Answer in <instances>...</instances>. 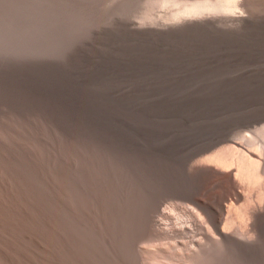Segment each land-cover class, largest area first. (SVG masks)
<instances>
[{
	"label": "rangeland",
	"instance_id": "obj_1",
	"mask_svg": "<svg viewBox=\"0 0 264 264\" xmlns=\"http://www.w3.org/2000/svg\"><path fill=\"white\" fill-rule=\"evenodd\" d=\"M190 1L0 0V264L61 263L65 184L68 264H264V218L241 235L247 216L234 209L227 230L247 246L225 250L180 217L182 194L198 185L190 167L227 170L231 143L221 140L264 124V0ZM205 14L223 26L170 33ZM260 180L254 207L264 206ZM94 182L124 209L110 234L119 243L131 232L123 248L111 234L117 245L104 243L99 257L81 245L80 199ZM151 214L159 231L187 229L134 255L135 225Z\"/></svg>",
	"mask_w": 264,
	"mask_h": 264
},
{
	"label": "bare ground",
	"instance_id": "obj_2",
	"mask_svg": "<svg viewBox=\"0 0 264 264\" xmlns=\"http://www.w3.org/2000/svg\"><path fill=\"white\" fill-rule=\"evenodd\" d=\"M190 1V0H189ZM197 1V0H196ZM201 1V0H200ZM227 1V0H226ZM191 2V1H190ZM203 2V1H202ZM212 2V1H211ZM217 2V0H216ZM229 2V1H228ZM233 2V1H232ZM236 2V1H235ZM195 3V1H194ZM215 3V2H214ZM224 3V2H223ZM227 2H225L226 4ZM196 4V3H195ZM194 4V6H195ZM207 4H208V1H207ZM224 4V5H225ZM229 4V3H228ZM231 4V3H230ZM189 5V4H188ZM198 5V3H197ZM209 5V4H208ZM205 6L204 8L206 9L207 7L209 6ZM212 5V4H211ZM217 5V4H216ZM214 5V6H216ZM223 5V4H222ZM232 5V4H231ZM194 6H192V9L194 10L195 8H193ZM228 6V5H227ZM235 6V5H234ZM198 7V6H197ZM202 7V6H201ZM219 7V6H218ZM231 7V6H230ZM201 9V8H200ZM203 9V8H202ZM204 9V10H205ZM231 9V8H230ZM233 9V8H232ZM196 10V9H195ZM194 10V11H195ZM201 11V12H204ZM212 10L213 9H209V13L211 11L212 13ZM217 10V9H216ZM219 10V8H218ZM227 10V9H226ZM236 10V9H235ZM206 11V10H205ZM208 11V10H207ZM228 11V10H227ZM200 12V13H201ZM203 14V13H202ZM192 15V13H191ZM194 15V14H193ZM196 15H199V14H196ZM195 16V15H194ZM204 16L202 19V17H197V18H201V21H192L188 24V25H177L175 27H173V29H169L171 30L170 33L172 32H175V33H180V32H186L187 30H195V29H201L202 28H214V27H218V26H223L224 22L222 21V19H218L216 17H214L212 19V17L209 15H202ZM209 16L211 18H209ZM234 16H235V19L237 20H241L239 21L238 24H242L240 22H243L242 19H240L243 14L242 13H234ZM189 17V16H188ZM169 18V17H168ZM194 18V17H193ZM196 18V19H197ZM171 19H172V22H173V18H170L169 21L171 22ZM229 19V18H228ZM233 19L230 18L229 20ZM167 20V21H166ZM165 21L166 22H162V25H164L165 27L166 26H169L170 25V22L168 21V19H166ZM183 21L187 20L185 18L181 19ZM227 20V19H226ZM244 20V19H243ZM169 22V25L168 23ZM228 23V22H226ZM164 27V28H165ZM172 27V26H171ZM170 27V28H171ZM215 29V28H214ZM169 33V32H168ZM258 121V120H257ZM88 138V137H87ZM65 140V139H64ZM222 142L226 141V142H229L231 143V149H229L228 151L230 152L231 151V155H228L226 154L227 152H225L226 155H223V157L221 158L220 162H223V163H226L225 165L227 166V170H219L215 167H212V166H207V165H201L203 163H201L200 165H196L195 166H191L190 168V172L191 170L193 171V173L191 174L193 176V174L195 173V176L197 178V180H195L196 185L195 188H192V186H190L193 191L195 190L196 193L193 194H190V192L188 193L187 191H185V188L187 190V187L185 186V188H183L182 190H184L185 192L182 194V196L184 195L185 199L187 200V205H185L183 211L181 212V218H188L187 221H182V223H187V222H190L192 224V226H197L199 228V230L202 229V231L204 230V228L206 229V227L204 226H207V229H209L210 233H209V236H208V233H203V235H205L204 237H208L207 239L211 238L213 242H215L217 245L220 246V248H226L228 249H232L233 246H239V249L241 248V250L247 246L245 243L242 242V240L240 239H237L234 237V235H232V233H230L229 230H227V227H231L232 223H234L235 219L233 217V212H234V209H239L240 213H243L242 216L245 215L246 219H247V225L245 226V228L243 229H246V230H242L239 231L241 232L240 234L241 235H246L249 232L250 230V227L252 228L253 232H256V228H257V224L258 222L264 218V206H260V207H254L253 206V199H252V188L251 187L254 183H260L259 185H261L262 183L261 182H258L261 181L260 178L263 177L264 179V124L260 125V126H254V128H249L246 132L244 131H240V132H237L236 135L234 137H228L226 138L225 140H221ZM66 142V141H65ZM220 142V141H219ZM241 146V147H239ZM237 145V146H236ZM244 146H248L249 149L251 150H255V151H258L260 154H261V159L257 158V157H254L252 154H250L251 151H248V150H245L244 149ZM243 147V148H242ZM93 151V150H92ZM70 153V152H69ZM109 154V153H108ZM198 155L201 154V151L200 153H197ZM197 154L195 156H197ZM230 154V153H229ZM88 156V155H87ZM203 156V154H202ZM221 156V155H220ZM220 156L218 158H220ZM259 156V155H258ZM66 157V156H65ZM198 157V156H197ZM199 158H201V160L199 161H203V158L200 156ZM66 159V158H65ZM67 161V159L65 160V162ZM112 161V160H111ZM198 161V159H197ZM63 162H64V159H63ZM78 162V161H77ZM196 162V161H195ZM198 164V163H197ZM64 165V164H63ZM194 165V164H193ZM65 166V165H64ZM105 166V165H104ZM194 167V168H192ZM66 168V167H64ZM67 169V168H66ZM66 171V170H65ZM235 171V172H234ZM74 174V173H73ZM128 174V173H127ZM64 175V174H63ZM65 176V175H64ZM63 176V177H64ZM194 176V178H195ZM126 178V177H125ZM64 180L66 178H63ZM66 181V180H65ZM63 182V185L67 182ZM81 181V180H80ZM98 181H102V180H98ZM97 182V181H96ZM105 182L104 180L102 181V183ZM98 183V182H97ZM100 183V185L98 186H102V185H105ZM136 184V183H135ZM97 184H93V187L91 186V189L97 187L98 191H95L94 189V192H92V190L90 189V194L87 192V189H86V193H88L87 195H82V199H80V207H81V214L83 218L80 219V221L83 219L84 220V224H85V229H86V232H87V235L85 237V241L87 242H84L83 243V240L82 241V246L85 244V248L87 250V252L89 253L90 256H97L99 257L100 254H101V251L103 249V245L104 243H107L108 245H112V243L115 244L116 240L118 239L116 236L117 233L116 231H113L112 232H115L116 233V236H114V233H111L113 234L112 237H116V240H114L115 242L112 241L111 239V234H110V229L109 228H113L111 227V221L113 220V218L117 217V219L119 218L120 219H123V221L125 220L124 219V216H122L124 211V209L122 210L120 208V206L118 205H115L117 208L119 207V211H116L118 212V214L116 213L115 214V210H113L111 207H113L111 205L110 207V203L112 200L114 202V200L111 198L109 200V198L107 197L108 195V192H106L105 190V187L103 188H100L101 190H99V187L96 186ZM107 185V184H106ZM194 185H195V182H194ZM258 185V186H259ZM68 185L65 184L64 187H63V191L62 192V213H63V219H62V225H61V250H62V255H61V263L60 264H68V255H67V250H68V239H67V201H68ZM95 186V187H94ZM181 186V185H180ZM179 187V186H177ZM183 187V185H182ZM194 187V186H193ZM62 189V188H61ZM96 189V190H97ZM177 188H175L176 190ZM257 189V188H256ZM263 189V188H262ZM174 190V189H173ZM174 190V191H175ZM179 190H181V187L179 188ZM191 190V189H190ZM254 190V189H253ZM101 191V192H100ZM135 191V190H134ZM177 191V190H176ZM178 192V191H177ZM180 192H183V191H180ZM123 193V192H122ZM125 193V192H124ZM263 193V192H261ZM85 194V193H84ZM109 196V195H108ZM121 196V195H120ZM110 197V196H109ZM126 197V196H125ZM108 198V200H107ZM124 199V198H123ZM150 199V198H149ZM147 200V199H146ZM259 200V199H258ZM124 201V200H123ZM108 202V204H107ZM118 202V201H117ZM123 203V202H122ZM147 203V202H146ZM112 204V203H111ZM124 204V203H123ZM122 204V205H123ZM185 204V203H184ZM149 205V209L150 208V203H148ZM163 206V205H162ZM115 207V208H116ZM123 208V207H122ZM143 209V207L141 208ZM140 212H149L147 211L148 209L144 210V211H141ZM120 210H122V212L120 213ZM155 210V209H153ZM160 208L158 207V209H156V212L157 214L159 213H162L160 212ZM165 210V209H164ZM152 211V209H151ZM145 212V214H146ZM139 213V212H138ZM142 213H139V214H142ZM167 213V212H166ZM177 213V212H176ZM195 213H198L201 215H203L202 217L205 218L204 220V223H201L197 220V218L195 217ZM238 213V212H237ZM125 214V213H124ZM148 214V213H147ZM156 214V215H157ZM150 215V213L148 214ZM152 216H148L146 218V220L143 222V216L141 218H138V219H141L140 220V223L139 221L137 220L138 223L136 224H140V225H135L133 227L140 229V233H142V229H143V233L140 235L139 233H136L139 234V236L136 238H133V241H132V244L130 246H132V248L130 249H133V251H138V250H143V246L145 247V245H148L150 244V241H154V242H162V241H170V242H175V241H179V238H181L185 232V225H184V228L183 227H179V228H174V229H166L164 231H159L157 228L158 225V222L156 220L155 217V214H151ZM76 216V215H75ZM147 216V215H146ZM154 216V217H153ZM162 216V215H161ZM140 217V215H139ZM145 217V216H144ZM159 217V216H158ZM244 218V217H242ZM127 220V219H126ZM161 220V219H160ZM159 220V221H160ZM164 220V219H163ZM183 220V219H181ZM118 221V220H117ZM121 223H122V220H120ZM119 221V222H120ZM114 222L116 223V219H114ZM125 222V221H124ZM243 222H245L243 220ZM81 223V222H80ZM113 223V221H112ZM130 223V222H129ZM133 224V223H132ZM164 224V222H163ZM190 224V225H191ZM235 224V223H234ZM113 225V224H112ZM121 225V224H120ZM122 225H125L124 223ZM128 225L131 226V224H127L126 223V229L128 227ZM115 226V224H114ZM125 226H123L125 228ZM175 226V225H174ZM183 226V225H182ZM244 226V225H243ZM123 227H120V229ZM132 227V226H131ZM160 227V226H159ZM190 227V226H189ZM196 227V228H197ZM236 227V226H235ZM114 229V228H113ZM116 229V228H115ZM130 229V228H128ZM134 229V228H133ZM132 229V232H136ZM80 230V229H79ZM231 230V229H230ZM234 230V228H233ZM198 231V230H197ZM118 233L122 234L124 233L123 231L122 232H119ZM131 233V232H130ZM130 233H127V234H123V236H121L120 238V242L122 240V237H123V240L122 242L120 243L121 247L123 246V244L125 243V241L127 242V238H129V234ZM188 234V233H187ZM252 234V233H251ZM151 235V236H150ZM191 235V234H190ZM198 235V234H197ZM132 236V235H131ZM249 236V235H248ZM247 236V237H248ZM191 237V236H190ZM196 238V237H195ZM203 238V239H205ZM239 238V237H238ZM202 239V240H203ZM209 239V240H211ZM79 240V239H78ZM198 240V239H197ZM250 240V239H249ZM112 241V242H111ZM199 241V240H198ZM201 241V240H200ZM182 242V241H181ZM202 242V241H201ZM200 242V243H201ZM206 242V241H205ZM80 243V241H79ZM117 244L118 243V240L116 242ZM129 243V242H128ZM127 243V244H128ZM163 243V242H162ZM210 243V242H209ZM115 244V245H117ZM126 244V243H125ZM204 244V242H203ZM212 244V243H211ZM183 245V244H182ZM198 245V244H197ZM208 245V244H207ZM81 246V247H82ZM114 246V245H113ZM129 246V245H127ZM126 246V249L129 250V247ZM178 246V244H177ZM180 248L182 247L181 245H179ZM178 246V247H179ZM184 246V245H183ZM202 246V245H201ZM211 246V245H210ZM213 246V245H212ZM232 246V247H231ZM114 247H117V249H119V245L118 246H114ZM113 247V248H114ZM173 247V246H172ZM215 247V245H214ZM249 247V246H248ZM123 248V247H122ZM121 248V249H122ZM159 248V247H158ZM195 248V247H194ZM207 248V247H206ZM160 249V248H159ZM186 249V248H184ZM234 249H238V248H235ZM238 249V250H239ZM249 249V248H248ZM251 249V248H250ZM249 249V250H250ZM48 250V249H47ZM85 250V249H84ZM124 250V249H123ZM126 252H129L127 251ZM146 250V249H145ZM150 250V249H149ZM158 250V249H157ZM203 250V249H202ZM213 250V249H212ZM247 250V249H246ZM244 250V251H246ZM120 251V250H119ZM134 252L135 254L134 255H137L136 253L138 252ZM162 251V250H161ZM164 251V250H163ZM183 251V250H182ZM192 251V250H191ZM199 252H196L197 254H201L200 252V248L198 250ZM211 251V250H210ZM218 251V250H217ZM124 252V251H123ZM194 252V251H193ZM225 252V251H224ZM231 252V251H230ZM164 253V252H163ZM195 253V252H194ZM195 253V254H196ZM154 254V253H153ZM185 254V253H184ZM187 254H189L187 252ZM196 254V255H197ZM231 254V253H229ZM143 255V254H142ZM141 255V256H142ZM194 255V254H193ZM131 256V255H130ZM138 256V255H137ZM140 256V257H141ZM174 256V255H173ZM135 257V256H134ZM191 257V256H190ZM220 257V256H219ZM230 257V256H229ZM142 258V257H141ZM170 260L169 261H172L173 258L171 259V257H168ZM138 260V258H135ZM233 260V259H232ZM136 261V260H135ZM139 261V260H138ZM148 261V260H147ZM177 262L179 260H176ZM174 260V262H176ZM184 261V260H183ZM190 261V260H189ZM192 262V261H191ZM197 262V261H196ZM144 263V262H143ZM181 263V262H180ZM193 263V262H192ZM234 263V262H233ZM131 264V263H130Z\"/></svg>",
	"mask_w": 264,
	"mask_h": 264
}]
</instances>
